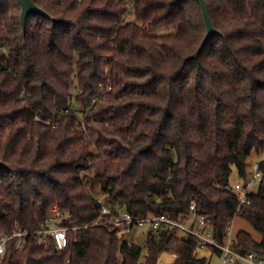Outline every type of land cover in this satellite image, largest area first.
I'll return each mask as SVG.
<instances>
[{
    "label": "trees",
    "instance_id": "obj_1",
    "mask_svg": "<svg viewBox=\"0 0 264 264\" xmlns=\"http://www.w3.org/2000/svg\"><path fill=\"white\" fill-rule=\"evenodd\" d=\"M33 1L52 19L30 14L24 28L19 1L0 0V236L38 230L53 206L71 215L63 225L92 223L99 184L137 217L187 220L195 201L219 243L240 216L262 239L239 231L233 248L264 256V160L240 212L232 184L264 151V0H206L219 34L199 56L196 0ZM160 24L175 32L148 33ZM15 242L0 264H156L163 251L212 264L169 225L145 234V250L115 226L71 231L62 251Z\"/></svg>",
    "mask_w": 264,
    "mask_h": 264
},
{
    "label": "built area",
    "instance_id": "obj_2",
    "mask_svg": "<svg viewBox=\"0 0 264 264\" xmlns=\"http://www.w3.org/2000/svg\"><path fill=\"white\" fill-rule=\"evenodd\" d=\"M97 100H94V102ZM84 125V122H82ZM84 174V172H82ZM262 173L260 162H257L249 170L248 178L237 180L234 183L235 193L240 198L238 212L241 206L249 203V194L255 191V186L260 183ZM96 201L101 205V213L92 223L82 227H70L63 225L65 220H69L71 215L61 210L58 206H53L50 213L36 231L17 229L12 234H3L0 236V259L7 251L8 244L16 240L15 248L21 250L24 248L29 237H33L38 244L48 245L51 240L55 243L58 251L64 250L68 246V239L71 231L76 232L79 228H88L91 226H115L122 230L133 232L135 229L157 230L163 225H169L176 228L179 233H187L198 240L199 247L202 249L217 247L222 253L219 256L220 264H264V256L249 251L240 253L234 246L232 226L229 227L224 243H219L213 232L212 226L204 216L197 214V205L195 201L191 202V214L187 220L174 219L165 213H151L147 216L137 217L128 213L124 208H113L106 202V196L100 192L96 196Z\"/></svg>",
    "mask_w": 264,
    "mask_h": 264
},
{
    "label": "rangeland",
    "instance_id": "obj_3",
    "mask_svg": "<svg viewBox=\"0 0 264 264\" xmlns=\"http://www.w3.org/2000/svg\"><path fill=\"white\" fill-rule=\"evenodd\" d=\"M174 32H175V29L173 27H170V26L166 25V24H160L158 26L148 28V33L149 34L157 35V36L168 35V34H172ZM262 160H264V151H261V152L253 151L252 155L249 158L248 171L253 167V165L255 163L260 162ZM237 180H241V179L237 178L236 173L234 172L233 177H232V184H234L235 181H237ZM257 188H258V184L255 186V190ZM94 192H95L94 193L95 196H98L100 194L101 190H100L99 184H97ZM239 231H246V232L250 233L255 238V240H257V241H260L262 239V236L257 231L254 230V228L252 227V225L249 222H247L246 220H244L240 216H236V218L234 219V221L232 223V233H233V238L234 239L236 238V235H237V233ZM147 232H148L147 229H137L136 228L135 231H133L132 233L131 232H127L126 230H122V235L124 236V238H123L124 240H128L130 242L136 243V244L140 245L142 248H144V250H145L144 236H145V234ZM158 259L159 258H157V261H158ZM172 260H173V258H172ZM157 263L158 262H156V264ZM212 264H220L219 258L215 256L212 259Z\"/></svg>",
    "mask_w": 264,
    "mask_h": 264
},
{
    "label": "water",
    "instance_id": "obj_4",
    "mask_svg": "<svg viewBox=\"0 0 264 264\" xmlns=\"http://www.w3.org/2000/svg\"><path fill=\"white\" fill-rule=\"evenodd\" d=\"M19 3L21 4L22 7V12H21V22L24 28H26V22L30 14H39L46 16L48 18L52 17L45 11L43 10L40 6H38L33 0H18ZM203 12V17L205 21V26L207 29L206 36L203 40L202 45L200 46L199 50L196 52L195 56H199L205 45L207 44L208 40L210 37L219 34V31L215 28L210 12H209V7L206 2V0H196ZM54 20V19H53ZM56 21V20H54ZM0 167H5V164L3 162H0ZM230 189V187H229Z\"/></svg>",
    "mask_w": 264,
    "mask_h": 264
},
{
    "label": "crops",
    "instance_id": "obj_5",
    "mask_svg": "<svg viewBox=\"0 0 264 264\" xmlns=\"http://www.w3.org/2000/svg\"><path fill=\"white\" fill-rule=\"evenodd\" d=\"M144 240H145V236H144ZM163 253H167V254H169V255H171V256L173 257V260H172L169 264H172L173 262L176 261V259H177V255H175V254H173V253H170V252H167V251H163V252L160 254V256H161ZM199 253H200V256H201V257L206 258V260L208 261V263H209L210 261H212L213 257H211V252H210L208 249H201V250L199 251ZM160 256H159V257H160ZM159 257H158V258H159ZM197 264H201V263H197Z\"/></svg>",
    "mask_w": 264,
    "mask_h": 264
},
{
    "label": "bare ground",
    "instance_id": "obj_6",
    "mask_svg": "<svg viewBox=\"0 0 264 264\" xmlns=\"http://www.w3.org/2000/svg\"><path fill=\"white\" fill-rule=\"evenodd\" d=\"M172 256L167 254V253H163L159 259H158V263L157 264H168L171 260H172Z\"/></svg>",
    "mask_w": 264,
    "mask_h": 264
}]
</instances>
